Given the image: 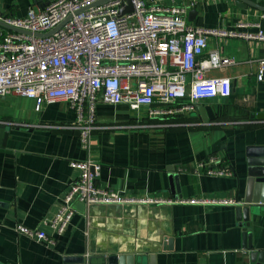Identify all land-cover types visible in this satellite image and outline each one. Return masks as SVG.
Returning <instances> with one entry per match:
<instances>
[{"label":"crops","instance_id":"0c3cea01","mask_svg":"<svg viewBox=\"0 0 264 264\" xmlns=\"http://www.w3.org/2000/svg\"><path fill=\"white\" fill-rule=\"evenodd\" d=\"M49 1L0 0V17H23L29 8H43ZM191 10L197 12L191 21L187 16L193 26L250 34L258 23L264 31V12L241 9L236 0L198 2ZM212 50L235 61L201 72L204 78H228L231 83L229 98L198 104L213 108L214 121L203 122L193 112L152 118L144 108L134 112L99 102L97 128L84 149L75 128L76 112L67 103L42 104L37 110L33 100L15 94L0 97V134L1 128L8 134L0 138V264H64L66 257L121 254L134 256L138 264H256L243 247L234 207L245 194L246 150L264 145V120L256 118L264 114V80H256L264 45L208 36L199 60ZM211 156L220 158L232 176L198 170ZM85 160L101 166L98 187L126 198L214 202H74L67 230L54 246L18 235V224L51 235L42 220L58 210L79 175L70 162ZM172 174L179 175V193ZM262 205L250 218L257 251L264 250Z\"/></svg>","mask_w":264,"mask_h":264},{"label":"built area","instance_id":"2783aa9c","mask_svg":"<svg viewBox=\"0 0 264 264\" xmlns=\"http://www.w3.org/2000/svg\"><path fill=\"white\" fill-rule=\"evenodd\" d=\"M101 1L51 0L43 8H29L23 17H0L6 25L27 33L0 29V97L15 94L33 100L37 110L42 104L67 103L76 112L75 128L84 149L97 128L99 102L123 105L134 112L144 108L148 117L164 118L194 112L204 100L229 98L228 78L201 76L205 70L235 63L217 50L199 60L208 36L264 45V31L258 23L256 32L250 34L188 23V13L198 2L217 0H130L132 11L122 15L126 0L97 4ZM256 80H264V57L258 63ZM70 167L78 171V177L68 186L58 210L42 220L51 235L20 224L15 226L18 235L54 246L67 230L74 202L84 206L214 202L126 198L96 185L98 163L72 161ZM198 170L209 176H232L216 156L200 163Z\"/></svg>","mask_w":264,"mask_h":264},{"label":"water","instance_id":"95a60500","mask_svg":"<svg viewBox=\"0 0 264 264\" xmlns=\"http://www.w3.org/2000/svg\"><path fill=\"white\" fill-rule=\"evenodd\" d=\"M109 0H103L97 4L106 2ZM128 6L120 9V15L129 13L132 11L130 0H126ZM236 6L241 9H246L248 6L264 12V6H261L259 2L252 0H236ZM196 11H189L188 21H191L192 17L196 15ZM0 27L16 33H24L21 30L6 25L0 20ZM194 116L203 122L214 121L216 114L211 106L208 105H197ZM257 119L264 120V114H258ZM0 138L4 140L7 138V133L4 132V128H1ZM246 174H245V194L242 204L234 207L235 220L238 225L242 227L243 235V247L246 252L249 253V258L252 263L264 264V250L257 251L253 250L251 242V227L252 222L250 221L255 208L264 205V145L250 146L246 150ZM171 178L175 183L176 193H179V175L172 174ZM169 241V249L171 248ZM136 258L132 255H111V256H96V257H66L64 258V264H138L135 263Z\"/></svg>","mask_w":264,"mask_h":264},{"label":"trees","instance_id":"16d2710c","mask_svg":"<svg viewBox=\"0 0 264 264\" xmlns=\"http://www.w3.org/2000/svg\"><path fill=\"white\" fill-rule=\"evenodd\" d=\"M7 16V15H6ZM5 30V29H4ZM5 31H7V30H5Z\"/></svg>","mask_w":264,"mask_h":264}]
</instances>
